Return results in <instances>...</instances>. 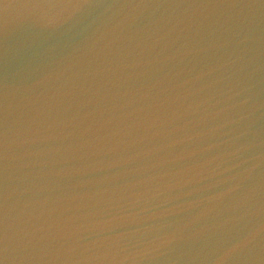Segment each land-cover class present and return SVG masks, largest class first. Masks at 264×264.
Segmentation results:
<instances>
[{"label": "water", "instance_id": "1", "mask_svg": "<svg viewBox=\"0 0 264 264\" xmlns=\"http://www.w3.org/2000/svg\"><path fill=\"white\" fill-rule=\"evenodd\" d=\"M0 264H264V0H0Z\"/></svg>", "mask_w": 264, "mask_h": 264}]
</instances>
